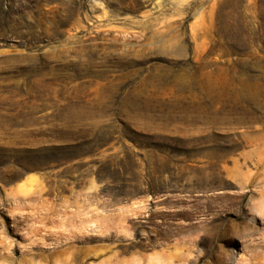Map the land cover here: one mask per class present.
<instances>
[{
    "label": "rangeland",
    "instance_id": "obj_1",
    "mask_svg": "<svg viewBox=\"0 0 264 264\" xmlns=\"http://www.w3.org/2000/svg\"><path fill=\"white\" fill-rule=\"evenodd\" d=\"M0 264H264V0H0Z\"/></svg>",
    "mask_w": 264,
    "mask_h": 264
}]
</instances>
